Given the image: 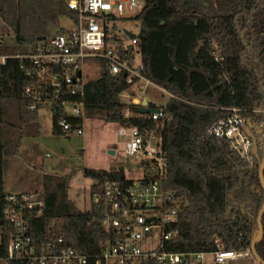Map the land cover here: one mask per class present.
<instances>
[{"label": "trees", "instance_id": "1", "mask_svg": "<svg viewBox=\"0 0 264 264\" xmlns=\"http://www.w3.org/2000/svg\"><path fill=\"white\" fill-rule=\"evenodd\" d=\"M67 2L0 0V54L31 53L39 43L37 37L47 38L58 29L64 32L59 20H76ZM134 19L140 22L137 45H125L115 33L110 39L131 60L138 52L143 76L166 91L163 106L148 103L164 117L147 119L139 113V105L124 102L121 94L132 84L123 73H110L102 58L87 61L97 67V75L83 85L84 117L161 131L162 185L181 198L174 226L178 235L164 242V251L211 254L218 250V240L224 251L245 252L257 234V216L264 203L260 160L252 154L251 159L244 158L227 140L210 135L208 128L233 115L231 109L236 108L238 115L262 125L264 136V0H144ZM200 41L203 45L196 51ZM32 68L29 60L11 57L0 72V255L5 254L11 229L2 216L8 157L18 153L24 137L37 136L39 131V108L31 109L34 101L25 93L33 81L26 71ZM51 115L52 132L70 135L57 125L60 112ZM66 118L76 123L77 119ZM257 143L262 159L264 144ZM142 166L143 181L152 179L153 168L148 163ZM83 173L93 181L91 195L100 192L104 179L134 180L119 169L85 168ZM68 190L67 175L41 177V189L33 193L42 199L43 211L30 220V235L35 244L60 236L66 245L95 255L112 233L102 224L99 204L91 202L89 208L79 209ZM261 224L263 235L255 249L264 261V213ZM141 264L157 263L149 258Z\"/></svg>", "mask_w": 264, "mask_h": 264}, {"label": "built area", "instance_id": "2", "mask_svg": "<svg viewBox=\"0 0 264 264\" xmlns=\"http://www.w3.org/2000/svg\"><path fill=\"white\" fill-rule=\"evenodd\" d=\"M67 5L76 13V20H69L71 28L65 27L64 32L58 29L55 34L43 38L31 53L0 54V72L11 57L29 60L33 68L26 69V74L33 81L26 86L25 93L34 101L31 109L38 106L39 110L48 108L51 114L60 112L59 128L67 134L82 135L85 118L81 101L85 82L83 71L88 59H105L109 72L123 73L128 84L148 81L143 76L142 63L135 64L134 59L123 54L124 49L121 50L118 42L110 39L115 33V22L140 13L144 0H68ZM123 35L128 37L124 31ZM137 35L128 37L129 44H138ZM131 101L141 107L139 99L132 98ZM231 110L235 113L211 124L208 133L227 140L241 156L251 159L252 141L243 127L247 126L263 145L262 125L238 115L236 108ZM128 114L125 110L124 115ZM66 116L77 119L76 123L72 124ZM143 116L153 120L164 117L160 109ZM119 133L128 135L126 154L148 158L145 163L153 169L152 179L143 181L145 171L139 179L129 183L104 179L100 192L90 194V201L99 204L102 210V224L111 231V238L95 255L83 254L66 245L60 236L35 244L29 232L30 220L42 214V199L33 192L7 193L2 216L11 229L5 254L0 255V264H132L149 258L157 264H189L191 256L202 258L203 253L179 254L163 250L164 242L178 235L174 226L178 221L181 198L177 191L165 190L162 185L164 149L161 131L154 133L141 131L136 126H122ZM152 241L157 242L155 249L149 247ZM215 243L218 250L211 253L213 264L239 260L246 252L224 251L218 240Z\"/></svg>", "mask_w": 264, "mask_h": 264}, {"label": "rangeland", "instance_id": "3", "mask_svg": "<svg viewBox=\"0 0 264 264\" xmlns=\"http://www.w3.org/2000/svg\"><path fill=\"white\" fill-rule=\"evenodd\" d=\"M134 15L115 22L114 32L123 38L125 45L129 44V39L123 35L124 30L133 34L139 33L140 22L134 19ZM59 25L71 28V22L66 18H61ZM139 61L140 54L135 52L134 63L137 64ZM83 73L85 80L95 77L97 67L87 64ZM167 95L149 81L138 80L121 94V99L126 103L132 102V98L140 101L145 99L148 103L163 106L167 101ZM38 123L37 136L24 137L18 153L8 157V166L3 174L4 191L7 193L40 191L41 177L44 174L67 175L69 198L79 209H87L91 203L90 185L93 181L84 175L85 168L119 169L134 180L143 175L142 163L149 159L126 154L125 143L128 135L119 133L122 126L118 123L106 122L101 118H84L82 135H58L52 132V115L48 108L38 111ZM263 156L264 154H261V157ZM149 247L155 249L157 242H149ZM250 258V252L246 250L239 260L243 262ZM189 264H213L212 254H204L201 259L191 256ZM225 264L233 262L227 261Z\"/></svg>", "mask_w": 264, "mask_h": 264}, {"label": "water", "instance_id": "4", "mask_svg": "<svg viewBox=\"0 0 264 264\" xmlns=\"http://www.w3.org/2000/svg\"><path fill=\"white\" fill-rule=\"evenodd\" d=\"M124 32L126 33V35L129 38L134 37L133 33H130L126 30H124ZM138 38H140V35H137ZM43 37H37V40L40 41L42 40ZM203 45V41H200L196 51H198L200 49V47ZM140 114H147V113H154V112H159V109H154V108H150L148 106V102L144 99L141 102V107L138 109ZM244 132L247 134V136L251 139L252 141V148H251V154L257 159L260 160V163L258 165V174H259V181H260V185L261 188L264 191V177H263V171H264V157L262 159H260V156L258 154V143H257V139L255 137V135L250 131V129L247 126L243 127ZM264 213V203L262 205V207L260 208L259 212H258V216H257V234L256 236L251 240L250 243V247H249V252H250V256L251 258L248 260H244L242 262V260H235L232 261L233 264H240V263H244V264H264V261L259 257V255L256 252L255 249V245L257 242H259L262 238L263 235V226L261 224V216Z\"/></svg>", "mask_w": 264, "mask_h": 264}, {"label": "flooded vegetation", "instance_id": "5", "mask_svg": "<svg viewBox=\"0 0 264 264\" xmlns=\"http://www.w3.org/2000/svg\"><path fill=\"white\" fill-rule=\"evenodd\" d=\"M241 264H244V263H241Z\"/></svg>", "mask_w": 264, "mask_h": 264}, {"label": "crops", "instance_id": "6", "mask_svg": "<svg viewBox=\"0 0 264 264\" xmlns=\"http://www.w3.org/2000/svg\"><path fill=\"white\" fill-rule=\"evenodd\" d=\"M19 193V192H18Z\"/></svg>", "mask_w": 264, "mask_h": 264}]
</instances>
